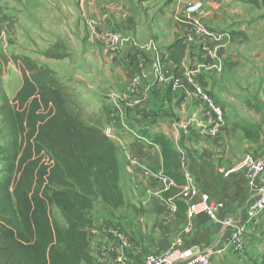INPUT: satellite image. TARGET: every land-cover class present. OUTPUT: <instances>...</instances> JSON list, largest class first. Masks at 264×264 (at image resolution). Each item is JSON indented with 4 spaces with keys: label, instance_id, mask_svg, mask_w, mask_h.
Segmentation results:
<instances>
[{
    "label": "crops",
    "instance_id": "obj_1",
    "mask_svg": "<svg viewBox=\"0 0 264 264\" xmlns=\"http://www.w3.org/2000/svg\"><path fill=\"white\" fill-rule=\"evenodd\" d=\"M55 1L68 3L67 14L70 16L71 29H68L67 34L82 36V43L74 44L73 46H77L71 47L66 53L69 56L82 53L84 59H78L77 64L69 56L48 57L39 62L55 71L63 81L74 79L75 86L80 85V82L95 84L88 86L84 92L77 89L79 93L75 99L84 107L83 117L88 124H101L103 129L113 126L115 137L112 141L121 150L118 153L121 166L120 187L122 189V176H131L134 195L139 200L136 204L138 210L134 212L132 209L133 216L142 217L145 211L151 213L154 210L159 215L156 226L148 221L149 226L156 227L150 231L142 230L145 227L140 228L139 224L132 225L128 218L104 219L127 231L130 244L123 249L124 256L127 255V264H143L145 257L151 252L166 250L178 241L193 252L214 249L213 261L224 253L231 252L233 249L229 246L228 237L233 231V225L226 224V220L231 219L237 223L246 219L252 189L242 171L225 176L226 171L239 159L236 160L227 153L223 155L221 148L225 147L227 141H232L237 133V128L231 125L236 121L231 115L238 111L245 117V121L259 130V139L256 141L245 139L241 135L247 143L246 151L255 152L253 155L257 157H263L264 154V111L259 107L264 104V1L204 0L205 10L197 20L199 24H189L181 19L179 24V16L183 17L189 0H77L82 4L81 14L87 23L80 31L77 30L76 21L83 20L79 18L81 14L75 12L76 0ZM138 2L150 7L148 21L141 11V15L133 14V7L129 4ZM161 7H165L166 15L160 13ZM170 18L173 21L172 28L165 26L162 21L165 19L169 23ZM110 29H121L126 36V40L118 48L109 45L104 38L105 32ZM58 32L62 37L60 28ZM175 43L177 47L171 49ZM46 53L48 52H45V56ZM157 61L165 78L163 82H158L154 71ZM80 68L84 70L81 71ZM139 76L144 77L141 93L148 97V102L141 107L131 104L129 88L132 79ZM191 80L202 85L222 104L226 120L227 114L230 120L218 130L214 128V135L205 133L204 138H199L202 125L211 117L198 102L205 114L202 122L195 120L196 116L193 117L195 130L184 142L175 124L177 134L173 141L176 150L180 146L187 152V145L190 146L192 141L203 146L204 150L200 156L187 152L186 167L183 169L178 163L174 169L187 177L189 175L200 191L210 196L212 204L217 206V212L214 217L209 214L196 216L190 230L186 220L178 230L163 234L157 224L168 225L176 218L177 207L172 199L162 197V193L173 185V181L163 175L161 147L152 141L145 143L141 138L134 139L129 131L134 128L149 130L151 126H146L148 121L157 127L162 115L169 114V107L165 103L168 96L182 91L188 95L193 94ZM98 83L102 84L104 92L100 91ZM115 107H118L115 111L120 116L117 123L113 124L111 110ZM189 121L185 112L179 127L186 128ZM162 134L168 137L166 131ZM205 143H210L213 149L210 150ZM129 156L136 159V165H131ZM122 191L125 192L123 189ZM177 199L184 200L182 194ZM99 204L106 206L101 200ZM96 207L95 205L92 214ZM93 218L97 227V219ZM263 218L264 214L251 224L249 230H257ZM94 231L96 235L97 230ZM99 241L101 248L93 241V250L97 249L100 264H111L114 262V241L107 236ZM95 259L97 260L96 256Z\"/></svg>",
    "mask_w": 264,
    "mask_h": 264
},
{
    "label": "trees",
    "instance_id": "obj_2",
    "mask_svg": "<svg viewBox=\"0 0 264 264\" xmlns=\"http://www.w3.org/2000/svg\"><path fill=\"white\" fill-rule=\"evenodd\" d=\"M17 61L21 87L12 99L0 90V264H96L92 210L99 200L113 210L126 205L116 145L101 124L86 122L55 71L28 56ZM6 62L0 51V87ZM142 133L161 147L163 175L173 181L162 197L172 199L176 218L157 224L171 234L187 220V204L177 199L187 177L175 171L177 150L164 134Z\"/></svg>",
    "mask_w": 264,
    "mask_h": 264
},
{
    "label": "rangeland",
    "instance_id": "obj_3",
    "mask_svg": "<svg viewBox=\"0 0 264 264\" xmlns=\"http://www.w3.org/2000/svg\"><path fill=\"white\" fill-rule=\"evenodd\" d=\"M129 5L133 7V14L141 15L139 13V11H141L144 13L146 21L150 19V15L148 14L150 11V7H148L146 4H144L143 2H138ZM67 6L68 3L66 1L57 3L55 0H0V51L3 52L8 59V62L4 64L0 90L6 91L11 99L15 96L17 90L20 88L23 82V73L19 67V59L17 61V58L28 56L41 64V62L39 61H43L48 58L47 55H44L45 52H50L53 55L62 54L65 58V56H69L66 53L68 49L77 46H73L74 44L82 43L80 42L82 36H77L76 34H67L68 29H71V20L70 16L67 14ZM81 6L82 4L76 0V3H74V9L77 10L75 11L76 13L81 14V11L83 10ZM165 7H161L160 9V13L162 15L167 14V11L164 9ZM79 18L83 20V22H81L80 20L76 21L77 30L80 31L84 29L87 23L86 21H84V15L81 14ZM180 19L181 16H179L178 19L179 24L181 23ZM162 21L164 22L165 26H170V28L173 27V21L171 18L169 20V23L165 21V19H162ZM59 28L60 33H62L63 35L62 37L58 32ZM116 30L121 31L124 34L121 29ZM81 54L82 53L78 55L77 53H75L70 55L69 58L73 63L77 64L78 59H84ZM65 62H68V60H66ZM80 70L83 71L84 69L80 68ZM80 75L82 76L83 74ZM57 77L59 78L58 75ZM59 79L61 80V78ZM61 82L65 83L68 86L69 92L74 94V96L76 97L79 93L77 89L80 92H84L85 89L88 88V86L95 85L91 83L82 84L83 82H80V85L75 86L76 81L74 79H67L64 81L61 80ZM186 84H188V81L186 82ZM98 86L100 91L104 92L102 84L98 83ZM165 103L169 107V114L162 115L160 123L157 127L153 126L150 121H148L146 126H151L148 131H150L152 134L163 133L164 131H166L168 135L167 138H169V140L175 147L173 139L175 137L174 135L177 134V131L174 128V125L176 124V126L180 130L178 134L181 140L184 142L187 137H191V132L195 130L193 117L196 116L195 120H199L202 122L204 113L199 106L196 96L194 94L188 95L184 91L168 96L167 102ZM247 106L249 107V109H251L250 104H248ZM263 106L264 104L262 106L260 105L259 107L264 111V109L262 108ZM184 107L186 115L190 120L186 128H184L183 126L179 127L185 115V112H183ZM82 109H84V107H82ZM234 113L235 114H232L231 117L236 121L235 123H231V125L237 128V133L235 134L232 141H227L225 143V147L221 148V150L223 151V155L227 153L230 157H233L236 160H240L247 154L255 153H249L246 151L247 148L245 146L247 145V143L244 142V138L256 141L257 139H259V130L256 129L254 125L245 121V117L239 114L238 111H235ZM239 119L240 121H237ZM229 120L230 116L227 114V120H225L224 123ZM128 122L130 121L128 120ZM141 125L142 124H140V126ZM214 125V120L208 118V121L206 120L204 125H202V129L198 137L204 138L205 133H207L209 136L214 135ZM135 127H137V125ZM244 127L251 130V133L254 135L253 138L247 137L246 133L243 131ZM171 129H173V131H171ZM142 132L143 129L134 128L133 131H129V134L134 139H143L142 141L145 143L151 141L146 136H144ZM241 135H243L244 138ZM1 142L2 139L0 138V143ZM205 144L209 146L210 150L213 149L210 143ZM202 147L192 141L190 146L187 145V152L189 154L191 153V155L194 156H200L202 154V151L204 150L202 149ZM204 147L207 149V146ZM120 151V148H117V152L120 153ZM262 156L264 157V154H262ZM122 177H124L122 189L125 191L124 196L126 198V206H123L117 210H113L108 208V206L100 205L99 202H97V209L92 214L97 219L98 223V226L96 227V235L94 234L93 241L99 248H101V243L99 240L103 238V236H107L112 239L109 234L100 229V224L104 219L110 218L111 220H117L121 218H128L131 221L132 225L139 224L140 228L145 227L142 228V230L146 229V231H150V229L154 230L156 228L154 226H149L148 221H150L152 225L155 224L156 226V222H158L159 220V215L155 210L151 211V213H144L142 217L133 216L132 207L130 206H136L139 200L136 195H134L131 176L126 174ZM133 228L137 230V227L133 226ZM94 255L97 257V260L95 259L96 264H100L101 259L97 253V249H94ZM263 255L264 218L260 221V225L258 226L257 230H249V232H247L244 248L242 250H232L231 252L224 253L214 261V264H261ZM125 256L127 255L125 254ZM111 264L116 263L111 262Z\"/></svg>",
    "mask_w": 264,
    "mask_h": 264
},
{
    "label": "built area",
    "instance_id": "obj_4",
    "mask_svg": "<svg viewBox=\"0 0 264 264\" xmlns=\"http://www.w3.org/2000/svg\"><path fill=\"white\" fill-rule=\"evenodd\" d=\"M205 10L204 0H189L184 9V15L181 17L182 22L189 24L196 23L198 18ZM200 28L208 31L199 25ZM104 38L114 48L120 47L126 40L124 34L116 29L107 30ZM154 71L157 73L158 82L164 81V75L161 71L159 61L155 63ZM144 77H134L130 83L131 104L141 107L148 102V97L141 93V83ZM180 82L177 81L176 84ZM192 93L196 96L198 102L204 108L212 120H214V128H218L225 122L226 116L222 104L211 95L202 85L191 80ZM118 107L111 110L113 124L117 123L119 113L116 112ZM104 133L114 139L115 130L113 126L104 129ZM179 165L185 168L188 162L187 152L180 146L177 147ZM128 160L131 165H136L137 161L129 156ZM244 172L248 185L252 189L250 203L247 206L246 219L240 222H233L231 219L226 220V224H232V233L228 237L229 246L233 250H242L244 248L245 239L249 227L253 222L258 220L264 214V157H257L253 154H247L242 159L238 160L234 166L228 169L225 176H230L232 173ZM188 175V174H187ZM187 177V176H186ZM187 184L182 188V197L187 204V222L189 223L188 230L192 228L193 220L200 214H209L214 217L217 212V206L213 205L210 196L200 191L193 179L188 175ZM101 223V222H100ZM96 228L93 229L95 232ZM100 229L109 234L114 241L112 252L114 254V262L116 264H127L123 249L130 243V238L124 227L114 224L109 220H103L100 224ZM213 250L203 252H193L190 248H185L181 241L174 243L171 247L160 252H151L145 257L143 264H214Z\"/></svg>",
    "mask_w": 264,
    "mask_h": 264
}]
</instances>
